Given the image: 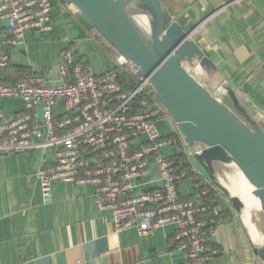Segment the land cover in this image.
I'll return each instance as SVG.
<instances>
[{"label":"built area","instance_id":"1","mask_svg":"<svg viewBox=\"0 0 264 264\" xmlns=\"http://www.w3.org/2000/svg\"><path fill=\"white\" fill-rule=\"evenodd\" d=\"M53 8V0H0V19L7 23L0 32V100L22 102L11 118L0 111V155L50 150L53 162L43 158L36 173L44 198L55 183L92 186L98 212L108 214L118 231L135 229L149 237L173 227L169 249L180 252L184 264L220 257L212 240L228 219L219 207V187L192 164L203 148L188 153L174 124L176 134L162 137L157 122L167 112L130 60L114 50V69L96 75L67 49L58 62L57 84L31 71L8 82V51L24 45L29 33H51ZM182 182L192 184L187 198Z\"/></svg>","mask_w":264,"mask_h":264},{"label":"crops","instance_id":"2","mask_svg":"<svg viewBox=\"0 0 264 264\" xmlns=\"http://www.w3.org/2000/svg\"><path fill=\"white\" fill-rule=\"evenodd\" d=\"M161 2L217 67L206 78L231 82L253 117L264 114V0ZM53 3L52 32L29 33L24 45L8 51V82L19 77H13V71L34 69L57 84L58 62L67 49L90 62L96 75L114 69V58L91 37L93 28L82 14L69 0ZM6 27L0 19V32ZM21 110L20 99L0 100V111L8 118ZM62 110L59 104L58 112ZM43 158L52 163L54 154L43 150L0 155V264H184L183 255L169 249L173 227L149 237L135 229L118 231L108 214L98 212L92 186L55 183L44 198L36 179ZM156 175L154 170L153 178ZM180 191L185 198L191 196L192 184L182 182ZM221 211L228 220L217 228L212 243L222 255L207 264H261L242 215Z\"/></svg>","mask_w":264,"mask_h":264},{"label":"water","instance_id":"3","mask_svg":"<svg viewBox=\"0 0 264 264\" xmlns=\"http://www.w3.org/2000/svg\"><path fill=\"white\" fill-rule=\"evenodd\" d=\"M111 46L149 79L168 117L196 156L205 173L228 196L241 214L243 202L217 180V166L234 165L254 188L264 215V128L227 88L228 104L219 100L185 69L196 62L208 76L217 72L192 32L174 20L161 0H69ZM147 19L143 28L138 19ZM254 253L264 264V246Z\"/></svg>","mask_w":264,"mask_h":264},{"label":"rangeland","instance_id":"4","mask_svg":"<svg viewBox=\"0 0 264 264\" xmlns=\"http://www.w3.org/2000/svg\"><path fill=\"white\" fill-rule=\"evenodd\" d=\"M51 17H52V15H51ZM89 65H90V68L93 70V67H92L90 62H89ZM197 66H198V64L196 62H192V63L186 62L185 65H184V67L187 70H189L191 73H192L191 70H193V68H196ZM30 71L32 73H34V74H37V75H43V73H44L43 71H38V70H34V69L30 70ZM193 76L198 82H200L203 86H205L212 93L213 96H215L218 99L224 97V95H223L221 90L226 91V94H227V88L231 87V82H229L227 80L226 81L225 80L224 81L223 80L220 81L219 78H216V79H211V81H210V79L206 78L207 75L205 73H203V72L202 73H198V74H193ZM234 88L237 89V91L241 92L239 85H235ZM223 102L228 104L227 99L224 100ZM250 114L252 115V113H250ZM257 117L262 122L263 121L262 117H264V114H261L260 112H257V114L254 115L255 120H257V122L263 127L264 123L261 124L258 121ZM157 127H158L159 132L162 135V137H169V136H172V135L176 134V132H175L176 128L173 127V122L171 121V119L169 117H166L164 119L159 120L157 122ZM189 150H190V147L188 146L187 147V152L188 153H189ZM192 164H193V166L196 169L198 168L195 157L192 158ZM233 169H234V165L233 166H223V165L217 166V175L218 176H223L225 172H231V171H233ZM210 180L212 182H214L211 178H210ZM218 189L222 193L221 198L218 199V203H219L220 208L223 209V210H226V211H230V212H232L234 214H238L233 209V207H232V205L230 203V200H229L228 196L226 195V193L223 190H221L220 188H218ZM252 213H253L252 214V218H251L252 222L254 224H256L259 227V229H262L261 232H262V234L264 236V215H263L261 209L260 210L254 209L252 211Z\"/></svg>","mask_w":264,"mask_h":264},{"label":"bare ground","instance_id":"5","mask_svg":"<svg viewBox=\"0 0 264 264\" xmlns=\"http://www.w3.org/2000/svg\"><path fill=\"white\" fill-rule=\"evenodd\" d=\"M138 21L143 28L145 29L149 28V24L146 18L139 17ZM187 71L192 76L193 74L202 73V70L198 66L196 68H193V70H191L192 73L189 70ZM221 91L224 97L220 98L219 100L224 101L227 99V94L226 91L224 90ZM258 121L262 124L264 123V119L261 122L260 119L258 118ZM217 180L219 184L222 187H224L231 196L237 197L243 202L245 208L242 211L241 215L244 220L243 222L247 227L248 233L257 247L264 246V236L261 230L259 229V227L256 224H254L251 220L253 214L252 211L254 209L257 210L261 209L258 198L253 195V191H254L253 186L249 184V182L246 180L245 176L237 168V166H234L233 171L225 172L223 176H218ZM261 264H263L262 261Z\"/></svg>","mask_w":264,"mask_h":264},{"label":"trees","instance_id":"6","mask_svg":"<svg viewBox=\"0 0 264 264\" xmlns=\"http://www.w3.org/2000/svg\"><path fill=\"white\" fill-rule=\"evenodd\" d=\"M91 37L111 56L114 58L115 54H114V49L112 48V46L95 30L93 29L91 31ZM8 72V71H7ZM6 72V76H7V79H9V76H8V73ZM26 72V70L24 71H21L19 73L13 71V77L14 76H18L19 77L24 73ZM18 77V78H19ZM17 78V79H18ZM9 81V80H8Z\"/></svg>","mask_w":264,"mask_h":264}]
</instances>
